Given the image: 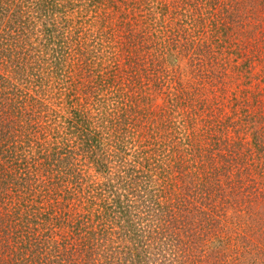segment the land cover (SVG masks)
Returning a JSON list of instances; mask_svg holds the SVG:
<instances>
[{
    "label": "rangeland",
    "instance_id": "374dc122",
    "mask_svg": "<svg viewBox=\"0 0 264 264\" xmlns=\"http://www.w3.org/2000/svg\"><path fill=\"white\" fill-rule=\"evenodd\" d=\"M206 1L211 2L208 4ZM197 2L196 11L187 6L185 12H182L183 14H176L161 6L162 1L148 3L145 0H61L60 2L58 0H19V2L18 0H11V4L7 7L0 0V36H3L7 43H13L9 28L17 23L13 21L15 15H18L16 12H19L20 15L17 17L24 22L23 24L27 28L28 36L25 40H28L30 44L40 42L48 49L54 46L58 48L59 39L65 41L64 34L68 35L71 32L74 37L77 34V31L74 30V24L69 29L71 21H63V29L60 28L62 29L60 32L59 29H55L54 26L62 23L54 13L55 4H58L61 10L73 14L74 21L72 23H79L81 19L76 20V18L80 16L86 18L87 23H85V26L88 29L85 33L87 35L79 38L84 40L80 50L85 51V54L79 58L82 61L81 64L89 58L91 60L89 67L93 64V71L96 70L98 63H101V66L106 65V70L113 68L115 65L120 68V78L118 80H121L118 82V88H123L124 96L121 102L115 103V100L107 99L110 94L107 90V97L104 100L105 106L103 107L102 104V108L113 109L115 105V108H118L119 105L127 104L125 103L129 99L125 95L127 88H132V92L137 91L138 96H140L141 90L146 88L145 99L141 104L139 113L136 115L131 112L127 114L126 109L122 112L123 117L121 118H124L122 123L127 118V122L120 132L124 158L123 167L120 165L121 162H113L105 157L106 153L107 158L110 155L107 143L113 136L112 131L106 129L102 132L93 133V130H91L90 135L99 138L103 145L101 147L97 146V151H91V157L98 160L99 168L96 166L88 168L85 166L89 164H81L83 168L71 167L70 171L73 168L75 170L76 168L82 169V174L78 176L81 182H103L106 180V176H112L106 170L109 169L110 164L114 166V170L110 171L127 178L128 168H132L133 165L138 169L142 166H150L149 164L153 162V158H158L157 170L162 169V174H165L166 177L161 176L160 178L158 175L151 173L150 178H148L149 181L145 182L146 179L138 177L142 173L137 169L136 176L138 179L134 180L132 186L133 195L139 197V195L147 194L149 197L155 196L163 199L166 196L173 195L170 193H174V195L188 201L183 205L185 209H182L181 213L179 212V216L185 221L184 228L180 229L182 232L179 241L176 240L178 234L176 236L168 235L165 238L166 244H159L162 240L160 234H158L159 232H155L154 236L151 235L149 239V236H147L148 240L146 239V241L140 234L138 236L139 242L136 241L137 236H135L131 239L130 244H116L112 231H106L99 223V217H95L94 210L97 207L93 203L89 204L90 201L86 203V200L81 198L84 203L79 206L74 195L66 192L63 194L55 190L59 195L56 197L60 203V210L57 213H59L60 218H65L66 221L71 222L74 231L70 230V226L65 227L64 225L55 229L52 226L54 220L51 218V214L44 210L41 202H39L40 204L34 202L32 204L36 211H39V214L35 217H25L21 220L18 217H13L16 218L12 222L13 224H9L3 229L0 226V264H54L50 260L53 257L46 247L50 245L47 244L51 240L50 235H54L55 238L57 231L58 233L61 231L71 232L74 236L75 250L72 256L59 252L53 259L55 264H66L69 261L68 264H229L228 262H221L224 255L219 256V253L228 251L226 246L246 244L243 239L242 241L231 240L232 236L226 239L220 238L216 232V227L213 225L209 233L205 235L202 231L203 227L195 222L196 220L197 222L201 221L202 213H199L198 206L203 202L204 193L201 192L200 185L205 186L203 183L205 179L202 177L201 180L199 175L200 166L198 161L204 155L213 154L217 165L221 163L233 166L249 162V155H244L253 148V144L248 140L249 134L245 136L246 144L242 149V155H239L240 158L237 156L235 158L232 154V148L237 147L233 144V140L236 138L231 135L230 127L222 128L219 126L221 132L217 130L215 124L218 120L220 121L223 111L228 116L226 123H230L231 114L228 110L229 107H234L235 98L240 93L246 91L250 94L252 88L264 87V78L258 74L259 72L257 73L258 66L264 68V64L258 62L256 67L253 68L255 61L253 58H256L253 52L262 51L264 0H240V8L238 4L232 7L236 0H197ZM12 3L16 5L14 9L17 11L12 13L11 18H8L7 12L13 9ZM65 23H68V25H65ZM128 28L138 34L139 43L137 46H140V49L135 51V57L132 56L133 54L129 55V60L126 57V54H129L127 44L121 47L123 43H128ZM176 30L181 36L179 42L183 44V51L180 53L176 51L177 47H174L169 41L171 38H176ZM72 31L74 32L72 33ZM100 31L103 34L101 37H99ZM114 40H118L119 47L124 50L123 52L119 48V51H117ZM52 42L55 44H52ZM70 43L72 42L68 41L67 44H62L60 52L64 54ZM190 43L193 46L196 44V47H200L201 52H204L203 54L200 52L201 58L200 55L194 56L192 51L190 53V48L186 49L187 46L191 47ZM110 45L114 46L112 49L114 48L115 54L112 53ZM175 45H178V43ZM32 48L34 50H25L24 69L23 65L20 64L18 78H21V75L24 74L25 82L27 75L37 76V80H39L38 85H36L38 87L37 94L33 93L32 90L35 86H32V84H28V87L32 88H22L23 92L28 90L29 95L26 98L24 97V106L27 109L33 107L35 111L30 113L33 115H29L28 118H20V127H24V129L18 130L17 135L22 139L20 143L22 149L28 150V148H31L36 153L40 146H43L44 140L52 141V143L59 142V140H52L49 135L44 136L45 132L41 129H31L30 126L32 124L38 126L37 123L48 125L49 128L52 127L51 130L53 131L49 133H55L53 125H58L62 121V117L66 115L64 112L60 113L61 109L57 101L65 102L68 99H63L62 96L58 97L57 88L43 86V82L47 80V74L41 68L46 66L47 60L44 59L41 53V55H37L41 62L36 60L34 56H36L35 52L39 48L37 46ZM58 54L49 52L51 56L49 60H56ZM9 56L12 66L15 64L16 55L9 54ZM50 64L53 63L50 62ZM54 66L50 69L54 70V77H57L60 69L59 63ZM197 72L200 73V78L196 76ZM11 78L15 79L12 75ZM208 79L213 82L209 83ZM131 80L137 81L133 82ZM19 86H21V83L17 84L18 88ZM44 87L48 88L50 95L43 94L45 89L41 88ZM108 89L109 91L113 90L112 88ZM193 89H197L194 92L196 95L191 94L194 91ZM135 95L134 93L133 96ZM212 95H217L218 98L222 96V99L219 100L220 105L210 104L212 110L220 106L211 115H208L210 111L202 114L204 110H209L207 107L209 104L206 103H204L205 109L201 112V115H194L190 112L191 104L196 103L198 99L202 101L205 97L209 100ZM260 98L264 99V96ZM132 101L136 102L135 100ZM208 102L211 103V101ZM8 103L9 105L12 104L11 99H8ZM15 105H19V103ZM97 110L90 109V115ZM187 112H190V114H187ZM88 114L86 113V120ZM133 115L136 118H133ZM33 116L35 117L33 118ZM200 118L205 119V121L209 120L213 129L207 139L208 145L205 149L201 148V151L198 150L199 147H202L201 145L196 144L192 148V145L186 144L187 139L191 137V126L195 123L196 126L200 125ZM188 120L191 122L190 125L187 123ZM133 124L135 125L133 126ZM226 128H229V130L225 133H228L231 137L228 140H222V134ZM200 133H197V135ZM140 134H142V137ZM153 137L158 139L150 150L144 153L145 144L142 142ZM160 143H164V145H160ZM207 147L209 148L207 149ZM226 148L229 149L226 150ZM156 149L158 152H156ZM188 154L192 155L193 162L188 159ZM178 155L179 157H177ZM22 162H24V159L12 164L17 165V163ZM100 162L102 163L99 164ZM39 164L38 178L40 173L44 171V167L53 168L50 164L42 166L40 160L36 166ZM55 171L59 172L57 169ZM61 174L63 173H57L59 177H61ZM229 176H232L231 172ZM61 179L58 181L59 183H62ZM143 185L145 189L141 193ZM195 185H199V188L194 187ZM135 196H131V198ZM43 200L41 198V201ZM170 204L171 200L166 199L167 211L171 210L172 206ZM85 205L88 213H85V209H82ZM226 213H229V210L223 208L218 210L217 214ZM106 223H108L107 220ZM149 224L154 226L155 229H161L166 225V229H171L173 232V223L167 224L164 219L157 218ZM118 230L126 234L125 229ZM190 230L193 231L189 232ZM229 230H232L231 227ZM138 233L140 232L135 231L134 235ZM202 235L205 237L203 238ZM246 235L249 237L248 234ZM91 237L96 238L97 241L102 240L94 245L88 244ZM249 238L256 245L258 241L254 236ZM89 246L90 251L85 249ZM19 247H24L23 254L18 252L21 250L18 249ZM65 248L68 249L69 247L66 246ZM124 250L128 252L122 255ZM258 254L252 256L251 259L255 258L257 264H264V253ZM21 258L24 259L21 260Z\"/></svg>",
    "mask_w": 264,
    "mask_h": 264
},
{
    "label": "trees",
    "instance_id": "16d2710c",
    "mask_svg": "<svg viewBox=\"0 0 264 264\" xmlns=\"http://www.w3.org/2000/svg\"><path fill=\"white\" fill-rule=\"evenodd\" d=\"M8 1L1 0V2L7 7L11 4V0ZM58 1L60 2L61 0ZM145 1L148 3L162 1L161 6L176 14L185 12L187 6L196 11V6L198 4L197 0ZM206 2L210 4L211 1ZM240 3V0H236V3H234L232 7L238 4L240 8ZM55 5L54 13L56 14V18L62 22L57 26H54L55 29H59L60 32L63 29V21H71L69 29H71V25L73 26L74 24V30L77 31L76 37H74L71 32L68 35L64 34L65 41L59 39L58 48L54 46L48 49L40 42L30 44L28 40H25L28 36L27 28L24 26V22L17 17L20 14L14 9L16 5L13 3V9L10 10V12H7L8 18H11L13 12H16V14L18 13L17 16L15 15V19H13V21H16L17 23L9 28V31L12 33L11 41L13 43H7L6 39L3 36H0V226L3 229L5 226L13 224L12 222L16 219L13 217H18L20 220L25 217H35L39 214V211H36L32 203L41 202L44 210H47L49 214H51V218L54 220L52 226H54L55 229L64 225L65 227L70 226V230H73L71 222L66 221L65 218H60L59 213H57L60 210V203L56 197L59 196L56 192L58 191L63 194L66 192L67 194L74 195L79 206L84 203L82 199L86 200V203L89 201V204L93 203L97 207V209L94 210L95 217H99V223L106 231H112L114 242L116 244H130L131 239L135 236H137L136 241L139 242L138 236L140 234L146 241L147 236H149V239L151 235L154 236L155 232H159L158 234H160L162 241L159 244H166L165 238L168 235L176 236L178 234L176 240L179 241L181 239V230L184 228L185 224L184 219L182 220L179 216V212L182 209H185L183 205L188 203V201L182 197L174 195V193H170L173 195L166 196L163 199L155 196L149 197L147 194L139 195V197L133 195L132 186L134 180L138 179L136 176L138 170L142 173L139 174L140 176L138 177L146 179L145 182L149 181L148 178H150L151 173L158 175L160 178L161 176L166 177L165 174H162V169L157 170L159 165L158 158H153V162L149 164L150 166L146 165L139 167L138 169L133 165L132 168H128L129 173L127 178L110 171L114 170V166L110 164L109 169L106 170H108V174L112 176H106V180L103 182H81V179L80 177L78 178V176L82 174V169L76 168L75 170L73 168L70 171L71 167H82L81 164H89L85 166L88 168L94 166L99 168L98 160L91 157V151H97L96 147H101L102 144L99 138L90 135L91 130H93V133L102 132L106 129L112 131L113 136L107 143V149H109L110 155H108L107 158L106 153L105 157L113 162H121L120 165L123 167L122 162H124V158L120 132L123 129L124 124L127 122V118L125 119V122L122 123V121H124V118H121L123 117L122 112L126 109L127 114H130V112L134 115L139 113L141 110V104L145 99L146 88L141 90L140 96H138L137 91L134 90L132 92V88H127V93H125L127 98H129L125 102L127 104L119 105L118 108H115V105L113 109L108 107L102 108V104L103 107L105 106L104 100H106L107 97V90L108 93H110L107 99L109 100L110 98L115 100V103L121 102V99L124 96L123 88H118V82L121 80H118V78H120V68H118V65H115L113 68L111 67L106 70V65L101 66V63H98L96 70L93 71V64L89 67V63L91 62L89 58H86L87 60H84V63L81 64L82 61L79 58L85 54V51L80 50L81 44H83L84 40H80L79 38H83L82 36L87 35V33H85L88 29L85 26V23H87L86 18H81L80 16L76 18V20L81 19L79 23H72V21H74L73 14L69 11L65 12V10H61L58 4ZM55 22L57 23V21ZM65 25H68V23H65ZM178 30H176V38H171L169 41L174 47H177L176 51L180 53L183 51V44L179 42L181 36L179 35ZM73 32L74 31H72V33ZM78 32H80V34H78ZM101 35L103 34L100 31L99 37H101ZM183 37L185 36L183 35ZM127 38L128 43H123L121 47L127 44V51L129 54H126V57L129 60V55L133 54L132 56L135 57V51L139 50L140 46H137L139 39L138 34L136 32L134 33V30L128 28ZM68 41L74 44L70 43L63 54V52H60L61 45L67 44ZM53 43L54 42H52V44ZM177 43L178 45H175ZM114 45H117V51H119L118 48L122 50V52L124 51L119 47L118 40H114ZM190 45L191 47L187 46L186 49L190 48V53L192 51L194 56L200 55L201 48L196 47V44L193 46L192 43H190ZM36 46L39 49L35 52L36 56H34V58L41 62L37 57V55L41 53L44 59L47 60L46 66L41 68V70H44L47 74V80L43 82V86L47 85L48 88H57L58 97L62 96L63 99H68L65 102L57 101L59 108L61 109L60 113L64 112L66 115L62 117V121L58 125H53L55 133H49L53 131L51 130L52 127L49 128L48 125H40L37 123V126L30 124L31 129L39 128L45 132L44 136L49 135L50 139L59 140V142L53 143L52 141L44 140L43 146H40L39 150L36 152L37 154L33 152L31 148H28V150L22 149L20 144L22 139L17 135L18 130L24 129V127H20V118H28L29 115H33L30 113L35 111V108L33 107L27 109V107L24 106V97L26 98L29 95L28 90L23 92L22 88H32L28 87V84H32V86H35L32 91L34 94H37L38 87L36 85H38L39 80H37V76L32 77L27 75L24 82V74L23 76L21 75V78H18V72L20 64L21 66L23 65L24 69V62L26 60V57L24 59L25 50H34L32 47ZM112 47L114 46L110 45L112 53L115 54L113 51L114 48L112 49ZM261 47L262 51L253 52L254 55H256V58H253V60H255L253 68L256 67L258 62L264 64V37ZM49 52L59 53L56 60H49L51 57ZM201 53L203 54L204 52ZM260 53L262 54L260 55ZM9 54L16 55L15 64L12 66L10 64L11 61ZM201 57L202 55H200V58ZM50 62L53 64H50ZM57 63H59L60 69L58 71V76L54 77V70H51L50 67H55L54 65ZM257 69V73L259 72L258 74L264 78V68L258 66ZM11 75L15 79H12ZM199 75L200 73L197 72L196 76H198V78H200ZM131 81L136 82L137 80ZM208 82L211 83L213 81L208 79ZM19 83H21V86L18 88L17 84ZM49 83L50 85H48ZM46 87L41 88L45 89L43 94L50 95L48 88L46 89ZM108 88H112L113 90L109 91ZM193 90L194 91L191 94H194L197 89ZM134 93L136 94L135 96H133ZM263 96L264 87L252 88L250 94L246 91L240 93L235 98L234 107H229L228 112L231 114V117L229 116L230 123H226L228 116L226 112L223 111L220 121L218 120L215 124V127L218 128L217 130L221 132L222 130H219V126L222 128L226 126L230 127L232 131L231 135L236 138L233 140V144L237 147L232 148V154L234 157L237 156L240 158L239 155H242V149L246 144L245 136L249 134L248 140L253 144L252 149L254 150L251 149L244 154L249 155V162L235 164L233 166L221 163L217 165L216 160H214L215 155L213 154H210L209 156L204 155V157L198 161L200 166L199 175L201 180L202 177L205 179L204 182L202 181L205 186L200 185L204 197H202L203 202L198 206L199 213H202L201 221L203 223L200 220L199 222H197V220L195 222L203 227L202 231L205 235L209 233V230L213 225L216 227V232L220 238L226 239L232 236L230 238L231 240L242 241L243 239L245 241L244 243H246L235 244L233 246L230 244L231 247L226 246L229 252L226 251L224 253H219V256L224 255L221 258V262H228L229 264H257V260L255 258L251 259V257L256 256L258 253H264V99L260 98ZM8 99H11V105H9ZM220 99H222V96L218 98L217 95L210 96L209 100H207L206 97L202 101L198 99L196 103L193 105L191 104L190 112L194 115H201V112L205 109L204 103H206L209 104L207 105L209 110H204L202 114L209 113L210 111L208 115H211L217 108H220V106L212 110L210 104H219ZM132 100H135L136 102H133ZM208 101H211V103ZM16 103H19V105H15ZM61 103L63 104L61 105ZM90 109L98 110L90 115ZM190 112H187V114H190ZM86 113H89L87 120ZM134 115L133 118H136ZM34 117L35 116H33V118ZM199 121H201L200 125L196 126L195 123L191 126V137L187 139L186 144L192 145V148H194L196 144L201 145L202 147H199L198 149L201 151V148L205 149L206 145H208L207 139L213 129L209 120L205 121V119L200 118ZM187 123L189 125L191 124L189 120ZM134 125L135 124H133V126ZM227 130H229V128H226L223 131L222 140H228L231 137V135L225 133ZM199 132L201 133L197 135ZM141 135L142 134H140V136ZM151 139L142 142L145 144V148H143L144 153L150 150L158 138L153 137ZM50 143L52 144L50 145ZM160 145H164V143H160ZM106 146L104 147L106 148ZM208 148L209 147H207V149ZM227 149L229 148H226V150ZM100 150L103 151L102 149ZM156 152H158L157 149ZM187 156L188 159L193 162L192 155L188 154ZM177 157H179V155ZM146 158L148 159V157ZM22 159H24V162L17 163V165L12 164ZM39 160L41 161L42 166L44 164H50L53 168L44 167V171L40 173L38 178L37 174L40 164L38 166H36V164ZM101 163L102 162L99 164ZM55 169L63 173L61 174V177L57 175L59 172H56ZM230 172L232 173V176H229ZM192 176L194 177L195 174ZM60 178H62V183L58 182ZM194 187L199 188V185H195ZM144 189L145 186L143 185L141 193L144 192ZM129 194L131 195L129 196ZM131 196L135 197L131 198ZM41 198L45 201H41ZM166 199H169V201L171 200L170 206L172 207L170 208V211L166 210ZM223 208H227L229 213L217 214L218 210H222ZM82 209H85V213H88L86 205L83 206ZM157 218H160V220L164 219L167 224L173 223V232L171 229H166V225L161 229H155L154 226L149 224ZM191 219H193V217H191ZM106 220L108 223H106ZM230 227L232 230H229ZM118 229H125L127 236ZM135 231L140 233L134 235ZM192 231L193 230H190L189 232ZM246 234H248L249 237L254 236L258 241L256 242V245L252 243ZM50 236L51 240L47 243L50 245L46 248L48 249L49 254L52 255L53 259L59 252H63L64 255L72 256L73 251L75 250V244H73L74 236L71 232L68 233V231H61L58 233L57 231L55 238L54 235ZM202 237L204 238L205 236L202 235ZM101 240L97 241L96 238L91 237L88 244L94 245ZM66 246L69 248L66 249ZM18 249H21L18 251L20 254L24 253V247H19ZM85 249L90 251V246ZM127 252V250H124L122 255H125ZM23 259L21 258V260ZM53 259L51 258L50 260L55 264Z\"/></svg>",
    "mask_w": 264,
    "mask_h": 264
}]
</instances>
